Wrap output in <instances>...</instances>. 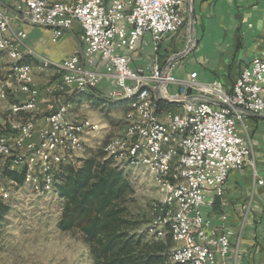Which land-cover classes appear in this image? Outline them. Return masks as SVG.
<instances>
[{"label":"built area","instance_id":"1","mask_svg":"<svg viewBox=\"0 0 264 264\" xmlns=\"http://www.w3.org/2000/svg\"><path fill=\"white\" fill-rule=\"evenodd\" d=\"M187 2L23 0L17 8V19L42 26L53 42L64 37L74 22L79 24V46L60 61L48 57L57 74L53 84L55 91L62 92L66 88L60 87V80H67V87L73 86L77 92L79 87L96 89L104 77L112 80L106 96L133 93L137 86H145V93H141L145 112H139V119H126L129 133L121 137V143L105 151L107 154L110 150L121 151V158L115 161L140 156L151 178L152 173H161V165H151V159H143L144 151H138V143H146V150L156 151L158 158L173 160V170L162 175V178L172 177L173 187L180 189L181 209L175 221L180 228V246L172 249L170 259L186 254V264H212L217 257L224 259L233 250L232 238L237 236L236 230L225 223L227 217L223 213L219 215L221 224L214 228L213 217L205 208L222 196L233 169L248 164L257 182L264 183L256 168L253 144L241 133L246 127L248 113L264 112V54L254 56L243 67L231 89H226L218 79L199 80L196 71L188 77H178L173 73L174 62L166 71L156 58L150 65H133V53L143 37H150L155 53L160 50L165 35L182 27ZM27 36L24 28L14 27L13 16L0 8V46L15 44L19 53L34 51L27 43ZM3 56L9 60L14 80L4 78L0 99H5L6 89L14 85L27 96L9 105V136L0 134V169L34 166L35 173L40 176L55 178L57 167L64 161L76 160L84 151L85 141L99 131L101 124L84 127L65 122L60 93L53 107L43 115L45 124L37 126L41 112H37L40 100L34 68L38 71L42 68L24 64V70H16V58ZM172 85L177 87L176 92L169 91ZM156 86L162 95L181 98L183 111L171 109L165 111L163 120H155L159 101L151 88ZM126 112L138 110H125L124 118ZM188 118H195V127H200V143H194V147H186V140H193L192 127H187ZM177 130H184V138H177ZM143 133H151L149 142H142ZM70 139H77V148H70ZM175 147H182V154H175ZM16 152H24V159H16ZM178 165L186 166L185 178L174 176ZM169 198L166 195L155 204L161 209V217L149 227V232L151 228H158V238L164 236ZM238 243L239 238L234 247L236 251Z\"/></svg>","mask_w":264,"mask_h":264},{"label":"crops","instance_id":"2","mask_svg":"<svg viewBox=\"0 0 264 264\" xmlns=\"http://www.w3.org/2000/svg\"><path fill=\"white\" fill-rule=\"evenodd\" d=\"M22 2L23 0H0V8L13 16L14 27H22L26 30L27 43L34 49L20 53L17 50L16 61L19 62L23 58V62L19 63H29L35 67L39 65L42 68V71L34 68V82L40 100L37 112H41L36 120L37 126L45 124L43 115L53 107V102L60 93L63 101L69 104L68 113L79 120L77 114L83 112L77 108V102H74L76 98L70 99V96L77 94V91L73 86L67 87V85L62 92L55 91L53 84L57 74L50 59L60 61L73 52L79 46L78 35L81 28L77 22H74L72 29L64 37L58 42H53L42 26L20 22L17 19V8ZM190 2L194 12L195 34L190 47L193 45L194 47L185 56L175 59L173 73L178 77H188L192 71H196L199 80L207 82L218 79L226 89H231L243 67L254 56L264 54V0H190ZM190 2L188 0L187 10ZM187 13L190 17V11ZM189 35L191 38V33ZM174 42L173 32L165 35L160 51L168 52L169 56L175 54ZM13 45L16 48V45ZM148 48H151V39L146 36L139 41L137 50L133 53V65L151 64L149 59L139 60L140 53L142 55L147 53ZM3 55L6 53L0 52V71L7 69L9 72L7 76L4 75L5 80H14V74L9 68V60ZM101 66L99 64L100 68ZM4 78L0 79V85L4 84ZM111 85L112 80L104 77L96 89L94 87L84 91H93L100 96H106ZM169 91L176 92L177 87L172 85ZM26 96V93L14 85L12 89H6L5 99H0V107H6L8 113L10 103L22 101ZM123 99L127 101V110L128 98ZM116 100L118 101L111 102H121L119 100L122 99ZM168 108L182 112V101L170 103ZM92 120L88 117V122H83L85 127H89L87 123L90 122L93 127L100 123ZM123 121L121 130L118 131L119 135L123 132L125 118ZM8 126L9 116L5 124L0 126V130H5L4 134L7 136H9ZM241 133L252 142L256 168L259 176L264 178V112L248 113L246 127L241 129ZM26 167L30 171L33 166ZM215 200L211 207L205 208V212L213 217V227L217 228L221 224L219 215L223 213L227 217L225 223L236 230L237 237L232 238L233 250L224 259L217 257L212 264H264V183L257 182L251 166L246 164L241 169L231 170L222 196ZM237 238L239 243L236 251L234 247ZM178 242L180 245L179 240Z\"/></svg>","mask_w":264,"mask_h":264},{"label":"rangeland","instance_id":"3","mask_svg":"<svg viewBox=\"0 0 264 264\" xmlns=\"http://www.w3.org/2000/svg\"><path fill=\"white\" fill-rule=\"evenodd\" d=\"M189 9L190 6L184 14L182 27L173 32L176 53L188 47L189 51L194 47V45L190 47V17L187 13ZM140 55L139 60L149 59L151 63L154 58L158 59L159 63H163L170 57L168 52L164 53L163 50H159L154 53L151 48H148L147 53L143 55L140 53ZM173 62L175 63V60ZM1 72L0 79L2 80L9 71L4 69L2 75ZM73 97L76 99L74 100ZM70 99L77 102V108L84 115L94 121H100L101 124V129L93 132L85 141L84 151L79 154L77 160L89 156L96 150H102L109 156L104 145L111 137L119 135L118 131L121 130L124 122L127 101L112 103L111 101L118 100H111L95 93L90 99L81 94H73ZM83 114H77L79 121L88 122V117L86 118ZM7 117L6 107H0V126L5 124ZM87 124L93 127L91 122ZM110 158L113 165L122 171L123 176L133 187L132 200L128 203L130 213L140 220L142 228L153 226L156 222L154 205L161 198L163 190L157 187L143 167L126 166L115 161L117 159ZM68 162L72 161H64V163ZM64 163L62 164L65 165ZM34 168V166L30 168V175L35 173ZM60 168V166L57 167V172ZM19 170L25 172V182L22 184L11 181L9 176L2 178L0 175V197L10 205L9 213L0 223V264H91L88 248L81 234L73 230H62L58 226L63 200L58 195L54 184L47 188L41 181H28L26 180L27 169ZM152 232L154 231L151 230L150 233ZM167 232L171 233V230L164 229V235ZM171 235L175 242L172 248L174 249L179 242L175 240L172 233ZM171 263L177 264L173 259Z\"/></svg>","mask_w":264,"mask_h":264},{"label":"trees","instance_id":"4","mask_svg":"<svg viewBox=\"0 0 264 264\" xmlns=\"http://www.w3.org/2000/svg\"><path fill=\"white\" fill-rule=\"evenodd\" d=\"M92 93L77 92L89 99ZM169 105L160 100L158 109H169ZM4 133L5 130H0V134ZM110 157L96 150L60 166L53 180L63 200L59 228L81 234L91 264H172L170 256L175 242L171 233L156 238L149 232V226L142 228L128 208L133 187ZM0 175L9 176L18 184L25 182L24 170L10 166L1 168ZM9 211L10 205L0 197V223Z\"/></svg>","mask_w":264,"mask_h":264},{"label":"bare ground","instance_id":"5","mask_svg":"<svg viewBox=\"0 0 264 264\" xmlns=\"http://www.w3.org/2000/svg\"><path fill=\"white\" fill-rule=\"evenodd\" d=\"M190 46L194 41V38H190ZM4 51L8 56L12 58H18V52L13 44H3L0 46V52ZM24 64L29 63H19L16 61V70H24ZM31 65V64H29ZM32 66V65H31ZM37 67H40L39 65ZM12 73L13 70L10 68ZM14 74V73H13ZM67 85V80H60V87H64ZM93 89L94 87H79V91H84L86 89ZM145 93V86H137V89L133 90V93H127L125 95L120 96H106L111 100L116 99H123L128 98V108L127 110H138V112H126V119H139V112H145V103H142V94ZM178 102H181V98H173ZM64 110L62 111V119L65 122H68L69 125H77V126H84V123L75 119L74 115H70L69 112V104L66 101H63ZM159 108V107H158ZM155 112V120H163L165 111L169 109H161ZM187 127H192L191 129V136H193V140H186V147H194V143H200V127H195V118H188L187 119ZM129 133V125H126L123 128V132L120 135L111 137L106 144L104 145L105 149H111V146L115 145L116 143H121V137L127 136ZM177 138H184V130H177ZM151 140V133H143L142 135V142H149ZM70 148H77V139H70ZM138 151L143 152V159H151V165H161V173H152L153 181L163 190V194L161 198L169 195V205H168V212L165 214V221H164V229L167 226L171 227V233L173 234L174 238L180 241V228L177 226V214L180 213L181 209V202H180V189L177 187H173L172 177H163L162 175H168L169 170H173V160H164V158L156 157V151L154 150H146V143H138ZM175 154H182V147H175ZM109 156L114 157L115 159L121 158V151L117 150H110L108 153ZM16 159H24V153L16 152ZM121 164H125L126 166L131 167H143V162H140V156H133V157H126L123 161H119ZM11 168L16 169L14 166H10ZM26 168L20 167L19 169ZM147 170V168H144ZM186 173V166L185 165H178L176 169H174V176L178 178H185ZM26 180L33 181V182H42L43 185L47 188L51 187L53 184L54 178H48L47 176H40L38 173L29 174L27 170ZM158 204V201L156 202ZM154 212L156 213V218L159 219L161 217V209H157V206L154 205ZM155 223V222H154ZM155 234V237L158 238L159 236V229L158 228H151ZM167 231V230H166ZM180 245L176 246L174 249H178ZM174 262L177 264H186V254H179L178 257L173 258Z\"/></svg>","mask_w":264,"mask_h":264},{"label":"water","instance_id":"6","mask_svg":"<svg viewBox=\"0 0 264 264\" xmlns=\"http://www.w3.org/2000/svg\"><path fill=\"white\" fill-rule=\"evenodd\" d=\"M189 2H190V0H189ZM189 4H190V33H191V39H192V38H195V35H194V26H193V22H194V12H193V6H192L191 2ZM188 49H189V47L188 48H185L181 52L175 53L172 56H170L168 58V60L166 61V63L164 64V66H163V71H166L168 69V66L175 59H177L178 57H181V56L185 55V53L188 51ZM151 89L153 91V94H154L155 98L158 101L163 100V101H166V102H169V103L178 102L177 100H175L173 98H169L168 96L162 95V93L160 92L159 86H156V87L151 88ZM123 100H126V99H122V100H119V101H123ZM208 100L209 101H213V100H210V99H208ZM217 103L220 104V105H222V106H227V104H225L223 102H220V101H218Z\"/></svg>","mask_w":264,"mask_h":264}]
</instances>
